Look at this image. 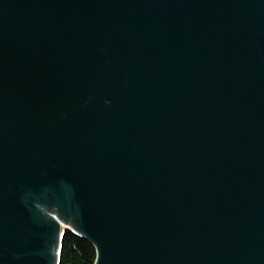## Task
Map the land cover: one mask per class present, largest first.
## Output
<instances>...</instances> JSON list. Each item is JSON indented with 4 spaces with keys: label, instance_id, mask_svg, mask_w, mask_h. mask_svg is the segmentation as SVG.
Returning <instances> with one entry per match:
<instances>
[{
    "label": "water",
    "instance_id": "1",
    "mask_svg": "<svg viewBox=\"0 0 264 264\" xmlns=\"http://www.w3.org/2000/svg\"><path fill=\"white\" fill-rule=\"evenodd\" d=\"M54 219L94 264H264V0H0V264H57Z\"/></svg>",
    "mask_w": 264,
    "mask_h": 264
},
{
    "label": "trees",
    "instance_id": "2",
    "mask_svg": "<svg viewBox=\"0 0 264 264\" xmlns=\"http://www.w3.org/2000/svg\"><path fill=\"white\" fill-rule=\"evenodd\" d=\"M94 245L83 237L65 230L61 238L57 264H94Z\"/></svg>",
    "mask_w": 264,
    "mask_h": 264
},
{
    "label": "bare ground",
    "instance_id": "3",
    "mask_svg": "<svg viewBox=\"0 0 264 264\" xmlns=\"http://www.w3.org/2000/svg\"><path fill=\"white\" fill-rule=\"evenodd\" d=\"M54 222L58 225V228L60 229V230H59V232H60V236L58 237V239H59V242H58V243H61V238H62L63 233L65 232V230H66V231L69 230V231H71L72 233L76 234L77 236H79V237H83V238H85L86 240L90 241V240L87 239L85 236H83L81 233H79V232L75 231L74 229H72V228L66 226L65 224L63 225V223H60L58 220H55V219H54ZM90 242H91V241H90ZM91 243H92V242H91ZM54 262H55V261H54Z\"/></svg>",
    "mask_w": 264,
    "mask_h": 264
},
{
    "label": "rangeland",
    "instance_id": "4",
    "mask_svg": "<svg viewBox=\"0 0 264 264\" xmlns=\"http://www.w3.org/2000/svg\"><path fill=\"white\" fill-rule=\"evenodd\" d=\"M64 225V224H63ZM59 236H60V234H59ZM59 248H60V243H59V245H58V249H57V263H58V253H59Z\"/></svg>",
    "mask_w": 264,
    "mask_h": 264
}]
</instances>
